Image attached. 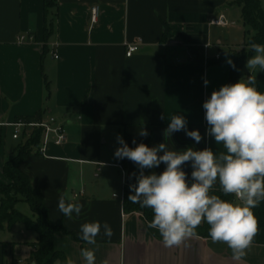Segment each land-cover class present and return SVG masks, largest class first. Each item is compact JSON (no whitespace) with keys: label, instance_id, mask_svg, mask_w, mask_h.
<instances>
[{"label":"crops","instance_id":"0c3cea01","mask_svg":"<svg viewBox=\"0 0 264 264\" xmlns=\"http://www.w3.org/2000/svg\"><path fill=\"white\" fill-rule=\"evenodd\" d=\"M231 2L57 0L53 31L44 42L42 0H0V182L6 183L4 162L14 154L23 133L30 131L25 129L14 139L12 123L41 112L40 121L53 117L63 124L62 144L46 143L43 153L36 148L19 167L40 189L49 219H61L70 233L53 237L54 249L66 261L86 264L81 250L89 248L95 252V264H264L263 244H251L240 260L233 259L227 244L213 243L211 238L196 236L178 247H165L158 230L149 228L138 212H124V186L137 182L132 174L138 175L140 169L127 158L118 163L114 156L121 146L118 135L129 147L164 142L169 150L224 151L206 135L202 105L229 81L228 64L206 62L221 50L244 46L240 9ZM92 7H97L94 20ZM219 14L234 24L210 25L208 20ZM163 23L174 33L165 42L160 41ZM18 35L31 39L18 43ZM135 41L138 50L126 57L124 44ZM191 47L199 49L202 62L195 60ZM253 74L254 86L264 93L262 72ZM249 75L244 66L235 83ZM175 114L184 116L187 130L200 132V143L184 130L164 135ZM143 129L147 137L139 135ZM165 167L161 163L144 172L159 174ZM183 170L191 182V163ZM62 194L66 202L83 205L79 216L73 213L68 218L60 212ZM96 221L107 222L113 235L106 237L101 227L96 243L90 245L80 238V226ZM4 230H0V264L19 260L13 252L20 248L28 262L35 233L15 240ZM19 233L24 235L22 229Z\"/></svg>","mask_w":264,"mask_h":264},{"label":"clouds","instance_id":"9594fccd","mask_svg":"<svg viewBox=\"0 0 264 264\" xmlns=\"http://www.w3.org/2000/svg\"><path fill=\"white\" fill-rule=\"evenodd\" d=\"M248 50L254 55L246 61L250 75L238 82L225 84L213 90L203 103L208 128L206 135L213 137L216 145L224 151L216 153L210 147L194 150H169L162 142L149 147L144 143L129 147L121 136V145L114 153L118 159L127 158L140 169L136 183L131 184L128 200L141 208H150L153 219L148 227L158 230L164 246H180L186 239L198 235L197 228L207 223L213 243L222 242L232 250L234 260L242 259L251 247L259 231V222L253 209L264 201V93L254 86L257 70L264 72V45L250 41ZM228 64H235L228 59ZM209 82L204 81L205 86ZM164 118L163 116L161 117ZM184 130L196 143L203 137L198 130H187V120L182 115H173L164 135ZM139 135L147 137L142 130ZM159 153H163L160 155ZM191 163V182L183 170ZM161 163L165 169L157 174H145L144 169H154ZM217 185L224 195H234L227 201L212 194ZM58 208L64 216L80 215L83 205L66 202L59 197ZM103 227L104 235L111 238V226L99 221L86 222L80 226V238L90 245ZM81 255L86 264H95V252L84 248ZM66 264H73L70 259Z\"/></svg>","mask_w":264,"mask_h":264},{"label":"trees","instance_id":"16d2710c","mask_svg":"<svg viewBox=\"0 0 264 264\" xmlns=\"http://www.w3.org/2000/svg\"><path fill=\"white\" fill-rule=\"evenodd\" d=\"M240 9L241 24L244 29V45L250 41L264 45V11L261 7L260 0H232ZM44 12V42L47 41L52 34L54 20L57 16V0H42ZM163 32L161 42H165L174 33L166 24H162ZM45 45L43 51L45 52ZM195 54V60L202 62L199 49L190 48ZM254 52L241 50L239 52L221 50L218 58L207 61V64H228V59H231L235 64V68L229 66V81L227 84L235 83L240 71L245 66L249 57L253 56ZM264 76V72H262ZM41 118V112H37L34 117H25L23 120L26 123L38 122ZM42 129L39 127L32 128L28 134L23 133V139L16 146L14 154L8 158L2 168L6 183L0 182V230L9 228L11 225L19 223L26 230L33 231L36 235L35 241L31 243V250L28 256V264H66L65 256L62 252L57 251L53 247V237L56 233L70 234L66 231L62 224V220L52 221L47 214V208L43 202L40 189L36 185H32L28 177L20 170L21 162L31 153L36 151L37 146L41 141ZM118 163H123V159H118ZM130 185H125L122 193V208L124 212H138L141 217L149 223L153 219V212L150 208H141L139 204H134L128 200L131 193ZM212 194L221 196L227 201H234V195H224L217 185ZM19 202H24L28 205L31 215L28 216L19 210L16 205ZM254 215L259 222V231L254 237L252 244L264 245V201L258 207L253 209ZM209 225L201 224L197 228L199 237L210 238ZM10 264H14L13 262Z\"/></svg>","mask_w":264,"mask_h":264},{"label":"built area","instance_id":"2783aa9c","mask_svg":"<svg viewBox=\"0 0 264 264\" xmlns=\"http://www.w3.org/2000/svg\"><path fill=\"white\" fill-rule=\"evenodd\" d=\"M97 7L91 8V19H95ZM208 23L213 26L218 27H229L234 24L233 21L227 20L222 14L217 15L216 17H211L208 20ZM27 39H31L25 35H18L16 41L18 43L25 42ZM138 41L132 43H125V56L129 57L138 50ZM56 57V55H54ZM215 58H218L216 56ZM13 128L12 138L16 139L20 133L25 129H32L34 127H39L42 129L41 141L37 146L38 152L43 153L44 146L46 143H52L53 145H60L66 140V133L63 127V124L58 123L53 117H49L46 121L30 122L26 123L23 119H19L11 124ZM28 134V133H27ZM14 264H22L21 260L13 262Z\"/></svg>","mask_w":264,"mask_h":264},{"label":"rangeland","instance_id":"374dc122","mask_svg":"<svg viewBox=\"0 0 264 264\" xmlns=\"http://www.w3.org/2000/svg\"><path fill=\"white\" fill-rule=\"evenodd\" d=\"M261 1V5H262V8L264 10V0H260ZM237 23V21H236ZM238 24V23H237ZM244 38H246V36L244 35ZM245 40V39H244ZM248 49V46L247 45H244L240 48H237L235 50H232L230 49V51H235V52H239L241 50H247ZM16 208L17 210H19L20 212L30 216L31 215V212H30V209L28 207V205L24 202H19L17 205H16ZM23 230L24 232V235H20V230ZM9 236H11L13 239L15 240H21V238H25L27 239V237L30 235V234H33L34 235V232L33 231H29V230H26L21 224L19 223H16V224H13L11 225L9 228H5L4 230ZM23 249L20 248L19 251L15 250V252H13L14 254V257H16L17 259L21 260L22 264H28V262L25 261V257H24V253H22ZM20 257V258H18ZM30 264V263H29ZM33 264V263H31Z\"/></svg>","mask_w":264,"mask_h":264}]
</instances>
